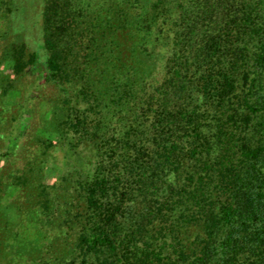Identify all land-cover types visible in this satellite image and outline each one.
<instances>
[{"label":"trees","instance_id":"obj_1","mask_svg":"<svg viewBox=\"0 0 264 264\" xmlns=\"http://www.w3.org/2000/svg\"><path fill=\"white\" fill-rule=\"evenodd\" d=\"M2 4L0 264H264V0Z\"/></svg>","mask_w":264,"mask_h":264},{"label":"rangeland","instance_id":"obj_2","mask_svg":"<svg viewBox=\"0 0 264 264\" xmlns=\"http://www.w3.org/2000/svg\"><path fill=\"white\" fill-rule=\"evenodd\" d=\"M5 7H6V5H4V4H2V6L0 7V24H1V23L3 22V20H4V19H3V16H1V15H4V14H5L6 16L9 17L8 11H7V9H6ZM36 11H37V8H36V6H35V8H34L33 10L29 11V12L26 14V16L24 15V16H25L24 19H25V20H26V19H27V20H28V19H32V15L35 14ZM27 20H26V21H27ZM4 22H6V21H4ZM4 22H3V24H2V25H3V28H4L5 26H7V24H5ZM9 26H10V25H9V23H8V26H7V27H9ZM7 27H6V28H7ZM3 28H2V29H3ZM10 28H11V27H10ZM10 28H9V29H10ZM9 29H8V33H7V36H8L7 39H8L9 41H17V40H22V39H23L24 34H25L24 32H20V31H19V32H15V31H14V32H10Z\"/></svg>","mask_w":264,"mask_h":264}]
</instances>
